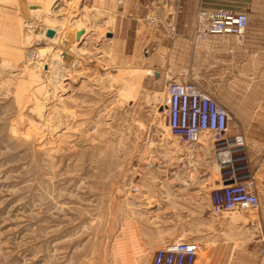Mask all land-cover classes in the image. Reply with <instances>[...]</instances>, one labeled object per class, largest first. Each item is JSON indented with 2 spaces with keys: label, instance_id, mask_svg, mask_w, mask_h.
Here are the masks:
<instances>
[{
  "label": "rangeland",
  "instance_id": "rangeland-1",
  "mask_svg": "<svg viewBox=\"0 0 264 264\" xmlns=\"http://www.w3.org/2000/svg\"><path fill=\"white\" fill-rule=\"evenodd\" d=\"M28 2L45 7L35 16ZM28 2L0 0V264H151L156 249L139 243L152 239L198 243L196 264L213 252L264 264V199L212 213V140L167 127L169 80L198 81L183 46L154 72L116 40V11ZM69 25L73 45L41 32Z\"/></svg>",
  "mask_w": 264,
  "mask_h": 264
},
{
  "label": "crops",
  "instance_id": "crops-1",
  "mask_svg": "<svg viewBox=\"0 0 264 264\" xmlns=\"http://www.w3.org/2000/svg\"><path fill=\"white\" fill-rule=\"evenodd\" d=\"M93 4L116 11V40L131 48L134 57H145L154 72L173 56L171 44L183 46L180 54L187 71L193 78L198 75L195 83L228 111V134L244 137L246 162L263 200L264 0H93ZM218 8L248 13L244 37L215 35L191 44L188 39L197 30L199 11ZM139 244L145 249L161 246L154 239ZM228 262L223 252H213L198 264Z\"/></svg>",
  "mask_w": 264,
  "mask_h": 264
},
{
  "label": "built area",
  "instance_id": "built-area-1",
  "mask_svg": "<svg viewBox=\"0 0 264 264\" xmlns=\"http://www.w3.org/2000/svg\"><path fill=\"white\" fill-rule=\"evenodd\" d=\"M246 11L218 8L197 14L193 41H206L215 35H232L241 40L248 28ZM164 117L169 131L185 144L197 143L208 135L220 169L219 186L212 190L210 210L214 214L258 209L260 197L244 153L242 135H229L230 116L212 95L193 81L170 79ZM199 245L194 241L170 240L153 254L151 264H196Z\"/></svg>",
  "mask_w": 264,
  "mask_h": 264
},
{
  "label": "bare ground",
  "instance_id": "bare-ground-1",
  "mask_svg": "<svg viewBox=\"0 0 264 264\" xmlns=\"http://www.w3.org/2000/svg\"><path fill=\"white\" fill-rule=\"evenodd\" d=\"M27 2H28V0H26ZM27 7H28V9H29V11L30 12H33V15H35V16H38V14H39V11H41V9L42 8H44L45 6H43V4H33V3H27ZM34 16V17H35ZM48 25V24H47ZM49 29H52L53 31H54V36H52L51 37V39L53 40V41H57L58 42V44H59V42L61 43V45H66V46H68V44H71V45H73L76 41H78V39H79V36H78V34H77V32L73 29V27L72 26H64V27H62V26H60V28H55V27H51V26H46L45 28H43V30L41 31L42 33L43 32H46L47 30H49ZM38 34V33H37ZM48 39V38H47ZM37 40V39H36ZM42 42V41H41ZM40 42V43H41ZM58 47V46H57ZM60 50H61V48H60ZM63 50V49H62ZM71 50V49H70ZM67 51V50H66ZM44 52V51H43ZM65 53V52H64ZM66 54V53H65ZM68 54V53H67ZM74 54V53H73ZM69 55V54H68ZM67 55V56H68ZM66 56V57H67ZM55 57V56H54ZM69 57V56H68ZM72 57V56H71ZM71 63V62H70ZM69 63V64H70ZM72 64V63H71ZM65 65V64H64ZM63 66V65H62ZM61 69V68H60ZM67 69V68H66ZM135 80H137V81H135L136 83H138V85H139V78H135ZM202 139V138H201ZM215 160V159H214ZM233 214V213H232ZM236 216V215H235ZM232 217V216H231ZM228 219H229V217H228ZM247 219V218H246ZM232 222H234V223H236V222H239V221H246L245 219H242V217H233L232 218V220H231ZM230 221V222H231ZM231 222V223H232ZM243 222V223H244ZM178 240H180V239H178ZM197 260H198V258H197Z\"/></svg>",
  "mask_w": 264,
  "mask_h": 264
},
{
  "label": "water",
  "instance_id": "water-1",
  "mask_svg": "<svg viewBox=\"0 0 264 264\" xmlns=\"http://www.w3.org/2000/svg\"><path fill=\"white\" fill-rule=\"evenodd\" d=\"M79 34H80V33H79ZM79 34H78V35H79ZM47 36H49V37L54 36V31H53L52 29H49V30L47 31ZM108 36L111 37V34H109Z\"/></svg>",
  "mask_w": 264,
  "mask_h": 264
}]
</instances>
